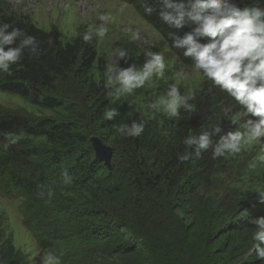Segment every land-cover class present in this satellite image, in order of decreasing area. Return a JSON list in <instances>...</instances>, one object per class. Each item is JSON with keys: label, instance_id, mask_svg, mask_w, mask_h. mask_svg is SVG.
<instances>
[{"label": "trees", "instance_id": "16d2710c", "mask_svg": "<svg viewBox=\"0 0 264 264\" xmlns=\"http://www.w3.org/2000/svg\"><path fill=\"white\" fill-rule=\"evenodd\" d=\"M121 1L136 9L166 39L170 32L183 35L188 30L187 21L179 30L163 24L157 15L162 5L156 0H150L148 6L155 11L148 16L143 12V0ZM234 2L240 8L264 7V0ZM0 22L12 23L40 42L38 56L25 51L19 64L7 73H0V93L12 94L39 109L66 115L64 119H32L0 112V178L24 198L25 207L35 213L32 214L36 224L44 223L40 218L49 223L44 209L49 207L53 216L51 205L65 194L71 203L57 210L54 218H61L53 225L67 224L66 227L73 229L75 223L85 222L87 228L83 224L77 229L85 230L84 245L93 249L94 255L106 244L113 245L109 256L119 257L122 264H264L254 253H246L252 247L253 226L248 223L252 217L228 226H217L207 219L216 213L209 208L219 213L216 220L237 209V204L225 203L227 195L216 198L213 193L216 179L228 173L234 155L213 159L209 149L198 159L193 154L184 163L177 160V154L185 151L181 140L191 130L198 133L202 126L218 119L224 132L239 127L223 113L226 107L232 109L229 115L241 110L231 97L219 89L208 92L211 82L202 77L201 86L194 91L198 109L195 113L182 111L179 120L160 114L153 117L127 113L133 96L138 94L135 90L124 101H117L120 115L106 121L102 113L111 102L103 79L95 76L98 59L94 40L85 43L79 36L63 42L56 29L45 32L27 17L9 11L0 14ZM171 51L180 63L190 66L191 59L183 57L182 50ZM119 67L127 66L120 62ZM133 119L145 122L144 133L128 139L117 135L115 125L130 123ZM228 126L230 130L226 129ZM9 135L17 143L4 148ZM91 136L99 137L111 148L109 169L95 158ZM26 138L45 140L54 156L43 167L48 175L37 176L39 171L31 168L30 160L39 153L27 149ZM65 172L72 178L67 185L63 183ZM51 185L60 189L49 202L47 191ZM41 190L43 196L39 194ZM40 209L41 213L36 214ZM53 225L47 224L49 229L44 234L54 231ZM54 236L52 243H59L60 239ZM0 264H27L26 256L15 250L11 239L4 236L1 224Z\"/></svg>", "mask_w": 264, "mask_h": 264}, {"label": "clouds", "instance_id": "9594fccd", "mask_svg": "<svg viewBox=\"0 0 264 264\" xmlns=\"http://www.w3.org/2000/svg\"><path fill=\"white\" fill-rule=\"evenodd\" d=\"M150 0H143L145 16L151 15L155 9L148 6ZM162 5L157 13L159 20L173 29H182L188 23V30L180 35L170 32L166 39L157 29L162 39L167 42L168 50H182L185 58L191 59V68L204 79L211 82L208 92L219 89L232 98L241 108L234 114L231 108H224L223 113L228 120L239 125L235 130L224 132L220 120L204 125L197 133L190 131L182 138L184 152L177 154V160L184 163L194 154L198 159L202 153L212 149V158H229L255 142L258 155L255 162L264 163V7H238L234 0H156ZM97 21L88 26L82 35L85 43L95 38H104L113 16L108 12H100ZM122 31L130 42L141 40L139 28L125 26ZM170 40V43H169ZM25 51L33 56L40 52V42L35 36L28 35L12 23L0 22V73L9 72L13 65L19 64ZM144 62L135 63L126 68L119 67V61L127 63L129 54L126 49H118L109 53L103 71V86L110 89L109 96L119 99L132 95L135 90L152 86L158 80L165 79L167 62L161 52H154L151 47L142 52ZM177 57L179 58L177 52ZM185 67L188 64L181 61ZM189 73L183 69L175 73V79L183 81ZM196 93L189 88L182 92L176 83H169L165 90L151 102L146 104L154 117L163 113L167 118H181V112L198 111ZM103 119L112 121L120 115L116 107L106 106ZM145 130L143 120L133 119L131 122H120L115 125V132L124 139L138 138ZM213 137H218L213 139ZM17 143V139L9 135L4 148ZM192 149V152H189ZM71 176L63 174V183H71ZM44 195V191L39 193ZM54 192L48 189L50 199ZM264 204V195L260 196ZM252 225V247L250 253L264 261V216L249 218ZM41 264H62L59 256L48 251L40 258Z\"/></svg>", "mask_w": 264, "mask_h": 264}, {"label": "rangeland", "instance_id": "374dc122", "mask_svg": "<svg viewBox=\"0 0 264 264\" xmlns=\"http://www.w3.org/2000/svg\"><path fill=\"white\" fill-rule=\"evenodd\" d=\"M17 13L23 17H27L31 23L38 29L49 32L56 29L60 33L63 42H70L74 38L82 36L88 26L97 21V15L100 12H108L113 16V22L108 25V34L100 39L95 38L96 52L98 65L95 69L96 79H103V71L107 63L108 55L118 49H126L129 57L127 63L120 60L122 64L127 67L135 63L140 66L144 62L142 54L145 48L151 47L154 52H161L165 56L167 62V69L165 71V79L158 80L152 86H145L137 89L138 94L133 96L132 102L127 108V113H139L143 116H151V112L146 109V104L160 95L167 84L176 83L181 88L182 92H187L189 88L193 91L197 90L203 81L202 76L192 69L190 66H183L172 53L168 50L166 42L161 38L159 33L150 26L137 13L130 4L121 0H0V14H7V12ZM133 26L139 28L141 32V40L130 42L128 36L122 31L125 26ZM119 66V65H118ZM183 69L188 72V77L183 80L175 79V73ZM102 74H99L101 73ZM107 97L111 102V107L118 106L117 101H124L126 96L116 99L109 96L107 89ZM0 112L21 115L30 117L32 119L53 118L64 119L66 115L63 112H54L39 109L35 106L29 105L18 96L0 93ZM162 117H166L163 113ZM226 129L230 130V126ZM102 134V133H101ZM98 140L103 145L102 140L97 136L90 137V143ZM25 145L27 149L37 150L39 155L32 158L33 169L38 170L37 176L43 174L48 175L46 167L49 161L54 159V156L48 150L46 142L43 138L33 139L26 138ZM106 146V145H104ZM108 147V146H107ZM110 148V147H109ZM258 155L257 146L255 142L245 146L242 151L235 154L233 163L227 174L219 176L214 183V197L220 198L227 195L225 203L227 205L237 204V209L231 214L216 220L219 214L216 213L207 218L209 222H214L215 225L224 224L226 226L241 223L246 220L248 216L254 218L264 216V205L260 201V196L264 195V163L255 162V167L250 165L254 158ZM6 180L0 178V224L6 238H10L15 250L20 251L26 256L27 264H41V256L51 251L56 256H59L62 264H122L119 257L109 256V247L101 246L103 251L95 252L94 250L86 248L85 244V230L77 229L85 222L75 223L73 229L65 225L54 226L61 216L54 218L58 209L68 206L71 203L70 197L63 194L56 203L51 205L53 216L49 207L44 209V213H48V221H44L41 225L33 218V210L25 207V200L14 189L7 186ZM54 191V197L58 192L55 185L50 187ZM84 195L81 191L79 192ZM36 208V207H35ZM33 208V209H35ZM38 215L41 209L35 211ZM33 213V214H32ZM43 213V214H44ZM50 218V220H49ZM56 220V223H54ZM87 222V221H86ZM47 224L54 226V231L49 234H44L48 228ZM219 229V228H218ZM250 232V230L248 231ZM247 232V233H248ZM245 233L246 235H248ZM54 235H57L59 243H52ZM231 237V236H230ZM238 239V236L236 237ZM223 239L220 241L221 245ZM60 247V249H59ZM250 254V251L246 252ZM75 255V256H74ZM246 255V254H245ZM97 256L95 260L93 257ZM244 259L245 257L242 256Z\"/></svg>", "mask_w": 264, "mask_h": 264}, {"label": "water", "instance_id": "95a60500", "mask_svg": "<svg viewBox=\"0 0 264 264\" xmlns=\"http://www.w3.org/2000/svg\"><path fill=\"white\" fill-rule=\"evenodd\" d=\"M92 149L95 154V158L102 162L105 167L110 168V159H111V148L104 146L98 140L91 142Z\"/></svg>", "mask_w": 264, "mask_h": 264}]
</instances>
